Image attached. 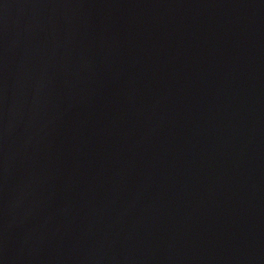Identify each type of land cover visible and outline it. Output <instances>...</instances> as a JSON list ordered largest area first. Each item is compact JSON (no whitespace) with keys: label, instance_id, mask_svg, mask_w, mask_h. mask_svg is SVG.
<instances>
[{"label":"water","instance_id":"obj_1","mask_svg":"<svg viewBox=\"0 0 264 264\" xmlns=\"http://www.w3.org/2000/svg\"><path fill=\"white\" fill-rule=\"evenodd\" d=\"M0 264H264V0H0Z\"/></svg>","mask_w":264,"mask_h":264}]
</instances>
